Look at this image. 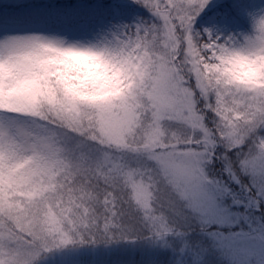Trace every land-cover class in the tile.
<instances>
[{"label":"snow or ice","instance_id":"6c2138e0","mask_svg":"<svg viewBox=\"0 0 264 264\" xmlns=\"http://www.w3.org/2000/svg\"><path fill=\"white\" fill-rule=\"evenodd\" d=\"M0 264H264V0H0Z\"/></svg>","mask_w":264,"mask_h":264}]
</instances>
